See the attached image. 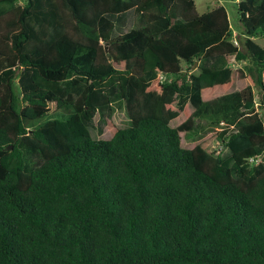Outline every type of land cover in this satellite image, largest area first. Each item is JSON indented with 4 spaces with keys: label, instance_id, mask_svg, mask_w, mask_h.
I'll return each instance as SVG.
<instances>
[{
    "label": "trees",
    "instance_id": "1",
    "mask_svg": "<svg viewBox=\"0 0 264 264\" xmlns=\"http://www.w3.org/2000/svg\"><path fill=\"white\" fill-rule=\"evenodd\" d=\"M234 9L0 0V264H264V0Z\"/></svg>",
    "mask_w": 264,
    "mask_h": 264
},
{
    "label": "rangeland",
    "instance_id": "2",
    "mask_svg": "<svg viewBox=\"0 0 264 264\" xmlns=\"http://www.w3.org/2000/svg\"><path fill=\"white\" fill-rule=\"evenodd\" d=\"M239 0H194L197 12L199 14H202L206 12L209 9L218 7V6H223L226 8L228 17L230 19V23L232 25V30L234 33V36L239 35L240 33V28L236 23V12L234 9L235 3H237ZM5 7V6H2ZM109 19H111L114 23V31H113V36H117L123 33H126L130 31L131 29H136L140 27V21L138 16L134 13L133 10L128 11L124 14L118 15V16H108ZM256 42L260 46H264V37H258L255 39ZM234 68L235 74V83H234V88H243L245 86V82L243 80H240L238 78V75L236 73L237 69H244L245 68V62L241 63H236L233 59L229 61ZM191 71L196 72L197 71V65L192 66ZM110 112L112 113V123L115 125L117 128H124L129 125V119L126 114L125 107L122 106L120 102H115L110 109ZM107 116H109V113H107ZM173 125V124H172ZM89 131L91 133V136L93 139H100V140H107L111 137L112 131H110L105 123L104 120L101 118L100 113H98L95 117V119L90 123L89 125ZM220 129L218 127H209L205 125L204 131L200 132L197 136H195L193 139H183L182 144L184 146H188L187 143H192L193 140H198L203 138L202 141L208 142L210 144V150L213 149L216 152H220L222 156H227L228 151L222 147L220 142L213 140L214 134L219 132ZM205 134V136H204Z\"/></svg>",
    "mask_w": 264,
    "mask_h": 264
},
{
    "label": "built area",
    "instance_id": "3",
    "mask_svg": "<svg viewBox=\"0 0 264 264\" xmlns=\"http://www.w3.org/2000/svg\"><path fill=\"white\" fill-rule=\"evenodd\" d=\"M234 44L237 46V43H236V42H235ZM257 160H259V159L250 158V159H249V162H250V163H256Z\"/></svg>",
    "mask_w": 264,
    "mask_h": 264
},
{
    "label": "water",
    "instance_id": "4",
    "mask_svg": "<svg viewBox=\"0 0 264 264\" xmlns=\"http://www.w3.org/2000/svg\"><path fill=\"white\" fill-rule=\"evenodd\" d=\"M196 65H198V63H195V64L193 65V67L196 66Z\"/></svg>",
    "mask_w": 264,
    "mask_h": 264
}]
</instances>
